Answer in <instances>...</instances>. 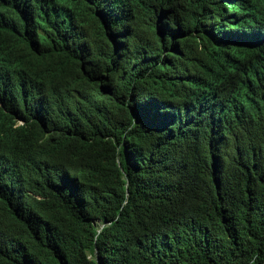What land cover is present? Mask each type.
I'll use <instances>...</instances> for the list:
<instances>
[{
	"label": "trees",
	"instance_id": "obj_1",
	"mask_svg": "<svg viewBox=\"0 0 264 264\" xmlns=\"http://www.w3.org/2000/svg\"><path fill=\"white\" fill-rule=\"evenodd\" d=\"M0 264H264V0H0Z\"/></svg>",
	"mask_w": 264,
	"mask_h": 264
}]
</instances>
